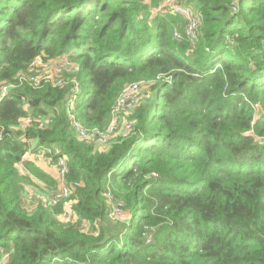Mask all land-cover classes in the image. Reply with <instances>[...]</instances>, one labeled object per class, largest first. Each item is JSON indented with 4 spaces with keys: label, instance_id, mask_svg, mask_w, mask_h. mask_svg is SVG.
Listing matches in <instances>:
<instances>
[{
    "label": "trees",
    "instance_id": "obj_1",
    "mask_svg": "<svg viewBox=\"0 0 264 264\" xmlns=\"http://www.w3.org/2000/svg\"><path fill=\"white\" fill-rule=\"evenodd\" d=\"M161 1L0 0V84L13 86L0 102L5 264H264V0H179L197 7L192 41L180 17L152 13ZM63 56L78 68L77 94L19 82L34 59ZM140 82L153 85L126 138L106 150L76 139L70 102L85 129L103 132ZM52 145L67 160L74 225L58 221L61 204L23 195L35 181L55 191L23 160ZM108 194L129 214L115 232L104 227Z\"/></svg>",
    "mask_w": 264,
    "mask_h": 264
},
{
    "label": "built area",
    "instance_id": "obj_2",
    "mask_svg": "<svg viewBox=\"0 0 264 264\" xmlns=\"http://www.w3.org/2000/svg\"><path fill=\"white\" fill-rule=\"evenodd\" d=\"M153 14L168 13L172 16H178L184 21L183 33L191 41L195 39L197 29L200 25V17L197 12H194L189 5L181 3L179 0H162L153 10ZM173 37L179 40L180 36L174 32ZM77 66L67 57H59L56 59H49L43 61L40 58L34 59L27 68V73H21L17 76L20 83L26 82L33 88H37L43 84H49L52 87H64L72 85L71 93L73 95L79 92L78 84L73 77L77 72ZM72 76V78H71ZM13 86L8 84H0V102L9 95ZM141 84L134 83L127 85L116 99L111 109V120L106 130L99 132L97 130L85 129L76 119L73 111V103L70 102L67 109V116L71 122L72 131L78 141L94 142L96 147L100 150H106L116 137L126 138L132 131L133 122L129 119L130 112L138 104L142 96ZM32 120L28 118L21 119L19 128H23L31 124ZM48 121H38L39 128L45 127ZM120 129V130H119ZM35 161L45 160L53 164L57 169V176L55 179L56 189L52 195H40L34 191L28 193L26 201L31 202L35 195L41 199L43 204L50 206L62 205L61 213L57 216L60 223L74 225L78 223L77 216L72 210V205L75 203L71 199L73 197L74 189L65 181V176L68 172L67 160L61 155L59 148L52 145L49 148L38 147L33 154ZM109 204L112 206L110 216L120 215L121 203H114L111 195H107ZM97 228V224H95ZM79 229L82 232H88L90 223L82 220L79 224ZM13 249H4L0 247V264H5Z\"/></svg>",
    "mask_w": 264,
    "mask_h": 264
},
{
    "label": "rangeland",
    "instance_id": "obj_3",
    "mask_svg": "<svg viewBox=\"0 0 264 264\" xmlns=\"http://www.w3.org/2000/svg\"><path fill=\"white\" fill-rule=\"evenodd\" d=\"M145 3H149L148 0H144ZM190 7V6H189ZM191 8V7H190ZM194 12H196L194 10V8H191ZM152 10V9H151ZM141 84V93L140 95L142 96L141 99H146L148 97V91L151 89V86L153 85V83H145V82H140ZM86 90H90V87L87 86ZM120 130V129H119ZM258 140V139H257ZM18 170L20 171V173H25L27 174L26 176H28V173L26 172V170L21 166V165H17ZM42 183H40L39 185H41ZM43 187L45 186L44 184H42ZM129 214L127 211L122 210L120 215H114V217L110 216V220L108 222L105 223V228L108 229L110 232H115L118 231L121 228V225L124 224V222L128 219Z\"/></svg>",
    "mask_w": 264,
    "mask_h": 264
},
{
    "label": "crops",
    "instance_id": "obj_4",
    "mask_svg": "<svg viewBox=\"0 0 264 264\" xmlns=\"http://www.w3.org/2000/svg\"><path fill=\"white\" fill-rule=\"evenodd\" d=\"M190 7L191 8H194V10L197 12V7H196L195 4L190 5ZM34 147H35V143L32 142L31 143V148L33 149ZM33 154H34V152L27 153L24 156L23 160H26V161H29V162L33 163L36 167H38L40 170H42L45 174H47L49 177H51L53 180H55L56 179V176H57V169H56V167L53 164L48 163L45 160L35 161L34 160V157H33ZM20 174L23 175V176H26L27 175V174L22 173V172ZM34 183H35V185L37 187V190L36 191L34 190V192L36 194H40L41 195L42 193H40L39 191H44L45 186L43 187L42 184L39 185L40 183L39 182L37 183L36 181ZM29 189H31V188L28 187V186H25V191H23V195H26L27 193L33 192V190H30V192H29ZM45 191H47V190L45 189Z\"/></svg>",
    "mask_w": 264,
    "mask_h": 264
}]
</instances>
